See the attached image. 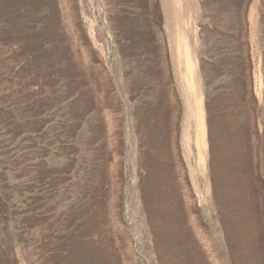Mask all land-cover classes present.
Masks as SVG:
<instances>
[{
  "label": "rangeland",
  "instance_id": "1",
  "mask_svg": "<svg viewBox=\"0 0 264 264\" xmlns=\"http://www.w3.org/2000/svg\"><path fill=\"white\" fill-rule=\"evenodd\" d=\"M0 264H264V0H0Z\"/></svg>",
  "mask_w": 264,
  "mask_h": 264
}]
</instances>
